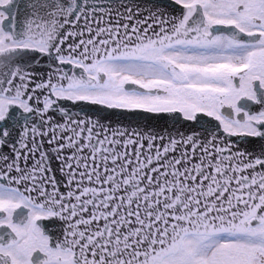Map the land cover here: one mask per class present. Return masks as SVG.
Returning <instances> with one entry per match:
<instances>
[{"label":"snow or ice","instance_id":"obj_1","mask_svg":"<svg viewBox=\"0 0 264 264\" xmlns=\"http://www.w3.org/2000/svg\"><path fill=\"white\" fill-rule=\"evenodd\" d=\"M0 264H264V0H0Z\"/></svg>","mask_w":264,"mask_h":264},{"label":"flooded vegetation","instance_id":"obj_2","mask_svg":"<svg viewBox=\"0 0 264 264\" xmlns=\"http://www.w3.org/2000/svg\"><path fill=\"white\" fill-rule=\"evenodd\" d=\"M161 2L163 3V2H165V1H162V0H161Z\"/></svg>","mask_w":264,"mask_h":264},{"label":"water","instance_id":"obj_3","mask_svg":"<svg viewBox=\"0 0 264 264\" xmlns=\"http://www.w3.org/2000/svg\"><path fill=\"white\" fill-rule=\"evenodd\" d=\"M43 67V66H42ZM53 163H55V162H53Z\"/></svg>","mask_w":264,"mask_h":264}]
</instances>
